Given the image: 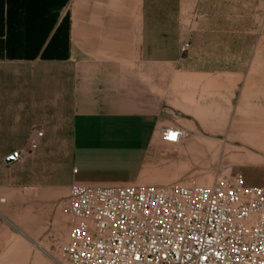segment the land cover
<instances>
[{
    "label": "rangeland",
    "instance_id": "374dc122",
    "mask_svg": "<svg viewBox=\"0 0 264 264\" xmlns=\"http://www.w3.org/2000/svg\"><path fill=\"white\" fill-rule=\"evenodd\" d=\"M149 12L165 19V90L150 95L160 126L136 184L239 174L264 188V0H149ZM163 127L181 128V142L163 144ZM36 134L28 159L3 167L16 150H0V264H45L67 238L71 150L40 148Z\"/></svg>",
    "mask_w": 264,
    "mask_h": 264
},
{
    "label": "crops",
    "instance_id": "0c3cea01",
    "mask_svg": "<svg viewBox=\"0 0 264 264\" xmlns=\"http://www.w3.org/2000/svg\"><path fill=\"white\" fill-rule=\"evenodd\" d=\"M164 40L149 0H0V150L41 131L40 148L71 150V183L136 184L159 132Z\"/></svg>",
    "mask_w": 264,
    "mask_h": 264
},
{
    "label": "built area",
    "instance_id": "2783aa9c",
    "mask_svg": "<svg viewBox=\"0 0 264 264\" xmlns=\"http://www.w3.org/2000/svg\"><path fill=\"white\" fill-rule=\"evenodd\" d=\"M184 135L160 130L168 146ZM35 148L13 152L12 164ZM66 212V241L45 264H264V188L239 174L212 186L73 183Z\"/></svg>",
    "mask_w": 264,
    "mask_h": 264
},
{
    "label": "water",
    "instance_id": "95a60500",
    "mask_svg": "<svg viewBox=\"0 0 264 264\" xmlns=\"http://www.w3.org/2000/svg\"><path fill=\"white\" fill-rule=\"evenodd\" d=\"M6 165H10L13 163V157L10 155L4 159Z\"/></svg>",
    "mask_w": 264,
    "mask_h": 264
}]
</instances>
